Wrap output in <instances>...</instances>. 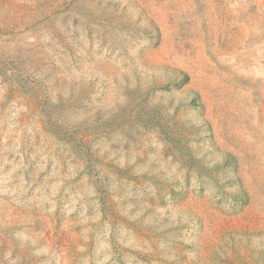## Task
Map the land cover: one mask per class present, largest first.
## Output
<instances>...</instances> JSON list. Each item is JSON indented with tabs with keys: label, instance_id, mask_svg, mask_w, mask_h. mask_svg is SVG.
<instances>
[{
	"label": "rangeland",
	"instance_id": "1",
	"mask_svg": "<svg viewBox=\"0 0 264 264\" xmlns=\"http://www.w3.org/2000/svg\"><path fill=\"white\" fill-rule=\"evenodd\" d=\"M0 264H264V0H0Z\"/></svg>",
	"mask_w": 264,
	"mask_h": 264
},
{
	"label": "trees",
	"instance_id": "2",
	"mask_svg": "<svg viewBox=\"0 0 264 264\" xmlns=\"http://www.w3.org/2000/svg\"><path fill=\"white\" fill-rule=\"evenodd\" d=\"M199 103V102H198Z\"/></svg>",
	"mask_w": 264,
	"mask_h": 264
}]
</instances>
